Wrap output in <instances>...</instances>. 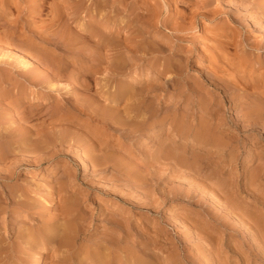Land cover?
I'll return each instance as SVG.
<instances>
[{
    "label": "rangeland",
    "instance_id": "374dc122",
    "mask_svg": "<svg viewBox=\"0 0 264 264\" xmlns=\"http://www.w3.org/2000/svg\"><path fill=\"white\" fill-rule=\"evenodd\" d=\"M203 1L0 0L49 58L0 41V264L60 225L44 264H264V0Z\"/></svg>",
    "mask_w": 264,
    "mask_h": 264
},
{
    "label": "bare ground",
    "instance_id": "6f19581e",
    "mask_svg": "<svg viewBox=\"0 0 264 264\" xmlns=\"http://www.w3.org/2000/svg\"><path fill=\"white\" fill-rule=\"evenodd\" d=\"M205 1V0H204ZM203 3H206L204 2ZM248 5V4H247ZM212 7V6H211ZM43 8V7H42ZM151 10V9H150ZM206 11V10H205ZM35 13H39L38 10H34ZM198 12V11H197ZM149 13V11H148ZM195 13V12H194ZM201 13H204V14H209L208 12H201ZM208 15V16H209ZM186 19V18H185ZM259 22V21H258ZM8 26L12 29L10 32H6L4 33L1 37H0V41L1 42H4L5 44H10V43H14V42H18L19 44H22V45H28L29 47L33 48L35 50V53L38 54H43L45 57L44 58H47V51L45 47L43 46H40L38 44V42H36L32 37L28 36V37H24L22 35L20 36H17L15 35V30L17 28V25L15 23V21H8ZM35 23V22H34ZM201 27V26H200ZM104 28V27H103ZM14 29V30H13ZM32 30V29H31ZM36 31V30H35ZM95 29L93 27L92 29V32H94ZM33 35H36L37 37L41 38V40H45L47 41L49 38H48V32L45 30V29H41L40 31H37V33H34V30L32 31ZM109 33V32H108ZM231 33V32H230ZM104 34V33H103ZM107 34V33H105ZM215 34V32H214ZM217 36V32L215 34ZM61 37V36H60ZM228 37V36H227ZM108 38V36H107ZM64 39V36L62 35L61 40ZM229 39V38H228ZM63 42V41H62ZM2 44V43H1ZM0 44V45H1ZM11 46V45H10ZM233 46V45H232ZM32 49V50H33ZM127 50V49H126ZM27 52V51H26ZM34 52V51H33ZM30 53V52H29ZM27 54V53H26ZM35 55V56H37ZM32 56V55H31ZM39 56V55H38ZM42 56V55H41ZM213 57V56H212ZM1 58L10 62V64H13L15 62H17V66H19L21 68V71L22 72H26V68H28L30 64V61L32 59H30L29 57H27V55L25 54H22V55H15L12 51H10V49L8 47H3V53L1 55ZM52 60V59H51ZM15 61V62H14ZM49 61V60H48ZM122 63V62H121ZM114 64V63H113ZM16 65V64H15ZM240 66V65H239ZM30 71V70H29ZM37 71V70H36ZM101 71V70H100ZM90 73V72H89ZM97 73V72H96ZM29 74V73H27ZM31 75H34V74H31ZM41 75V74H40ZM92 75V74H91ZM89 77V76H88ZM34 79L36 81H40V76L36 75L34 77ZM53 79V78H52ZM57 81L53 82V81H47V85L46 87L48 89H53L57 86ZM148 82V81H147ZM166 82V81H165ZM152 83V82H151ZM44 84V83H43ZM59 84V83H58ZM134 84V83H133ZM155 84V83H154ZM153 84V85H154ZM62 85V84H61ZM123 85V84H121ZM145 86L149 85L150 84L148 83L146 85V83L144 84ZM143 85V86H144ZM60 86V84H59ZM148 86V87H149ZM131 85L127 84L126 86H121L120 88V92L121 94H125L128 90H130ZM151 88V86H150ZM50 95V94H49ZM128 98V97H126ZM101 100V99H100ZM122 100V99H121ZM25 101V100H24ZM166 104V103H165ZM131 105V104H130ZM51 106V105H50ZM76 106V105H75ZM104 106V105H103ZM119 106V105H118ZM77 107V106H76ZM50 108V107H49ZM131 108V107H130ZM53 109H55V111H61L62 109V105L60 103H57L55 104V106H53ZM116 110V108L114 107V111ZM132 110V109H131ZM112 110V112H114ZM119 111V110H118ZM122 111V110H121ZM109 112V111H108ZM61 113V112H59ZM63 113V112H62ZM129 117V116H128ZM59 119V117H58ZM123 119V118H122ZM63 135V134H62ZM42 137V136H41ZM70 137V136H69ZM67 138V137H66ZM43 143L46 142V139H43ZM39 143V142H38ZM42 143V142H41ZM40 143V144H41ZM34 144V143H33ZM47 144V143H46ZM38 145V144H37ZM41 147V146H40ZM25 149V148H24ZM99 166V164H98ZM10 177V176H9ZM12 178H13V175H12ZM24 187L22 185H18V184H14L12 185L11 187V192L9 193V200H11V202H13V205L10 207V216L12 217V219L17 222V224H20L23 222V216H27V217H30L32 219H35L33 213H34V208L36 206H40L42 204V201L40 199H36V200H33L31 202H28L27 200H18L16 199V196H21L22 194H24ZM18 191H20V194H17ZM54 192V191H53ZM29 197V196H28ZM57 197L54 196V193L51 195L49 201H48V208H52L55 206L56 202H57ZM31 204V205H29ZM29 205V206H28ZM38 210V209H37ZM66 207L63 206L62 207V213H66ZM19 212V213H17ZM23 216H22V215ZM5 228V227H4ZM14 229V228H13ZM10 231V230H9ZM77 231V230H76ZM11 232V231H10ZM7 233L5 235H0V251L3 250L6 246V243L8 241V239L10 238V235L11 233ZM47 233L45 236L42 235V237H38V236H34V235H30V234H27V233H23L22 231H19L18 234H17V237L15 239H18V248H20L22 245L24 247V249H22L23 253H24V257H22L23 259L21 260L24 264H27V263H30L33 261V264H44V260H45V256L47 254V251H48V247H47V244L48 243H56L57 246H63V245H71V243L73 242V239H74V235L71 234L70 231H68L66 229V227H63V226H58L54 229H49L48 232H45ZM39 235V234H38ZM77 235V234H76ZM105 240V239H104ZM16 242V241H15ZM17 243V244H18ZM56 246V247H57ZM13 248V247H12ZM17 250V249H15ZM38 250V251H37ZM19 251V249L17 250ZM21 251V252H22ZM37 251V252H36ZM20 252V251H19ZM36 252V253H35ZM22 253V254H23ZM35 253V254H34ZM155 256V255H154ZM22 264V263H21ZM75 264V263H74Z\"/></svg>",
    "mask_w": 264,
    "mask_h": 264
}]
</instances>
